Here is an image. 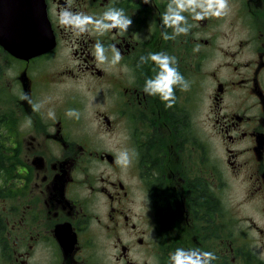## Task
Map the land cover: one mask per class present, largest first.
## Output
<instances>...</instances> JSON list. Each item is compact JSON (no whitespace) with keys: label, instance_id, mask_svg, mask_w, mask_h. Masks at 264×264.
Returning <instances> with one entry per match:
<instances>
[{"label":"flooded vegetation","instance_id":"flooded-vegetation-1","mask_svg":"<svg viewBox=\"0 0 264 264\" xmlns=\"http://www.w3.org/2000/svg\"><path fill=\"white\" fill-rule=\"evenodd\" d=\"M168 2L72 0L133 20L76 38L58 24L66 0H46L54 45L23 57L0 45V264H167L176 248L264 264V0H230L220 19L184 13L189 34L165 41ZM96 40L121 62L97 66ZM150 52L177 57L190 82L172 108L142 91ZM123 149L138 153L126 169Z\"/></svg>","mask_w":264,"mask_h":264},{"label":"clouds","instance_id":"clouds-1","mask_svg":"<svg viewBox=\"0 0 264 264\" xmlns=\"http://www.w3.org/2000/svg\"><path fill=\"white\" fill-rule=\"evenodd\" d=\"M144 4H150V0H142ZM230 0H169L165 11L161 14V25L164 31L161 33L165 41L176 40L179 36H187L193 27L189 24L188 13L193 21H202L206 18H223L231 12ZM58 24L66 31H70L74 37L80 38L85 34L104 36L105 34L118 31L126 33L132 26L133 20L127 16L123 8L109 6L101 15L94 16L83 11L72 9V0H66L58 12ZM171 29V32L168 31ZM110 51L111 59L106 55ZM194 52L199 51V46L194 47ZM91 54L97 66L109 64L111 67L118 65L123 59L121 51L114 45L107 47L96 40L92 45ZM152 63L153 77L144 81L142 91L152 97H157L164 104L165 108H172L176 103V90L187 92L190 90V82L179 71L177 57L166 52H150L147 56L142 55L137 66ZM21 101H25L33 112L39 113L43 102H34L28 93H21ZM66 117L79 119V112L76 109H67ZM47 117L55 120V111L49 109ZM29 124L31 119L29 118ZM132 156H138L133 150L132 155L128 149H123L116 154L115 163L121 168H128L132 164ZM264 260V252L259 254ZM217 256L213 252L201 251L199 249L176 248L169 253L167 264H211Z\"/></svg>","mask_w":264,"mask_h":264},{"label":"water","instance_id":"water-1","mask_svg":"<svg viewBox=\"0 0 264 264\" xmlns=\"http://www.w3.org/2000/svg\"><path fill=\"white\" fill-rule=\"evenodd\" d=\"M0 43L20 56L53 44L45 0H0Z\"/></svg>","mask_w":264,"mask_h":264}]
</instances>
